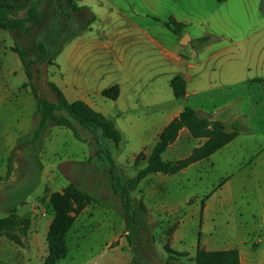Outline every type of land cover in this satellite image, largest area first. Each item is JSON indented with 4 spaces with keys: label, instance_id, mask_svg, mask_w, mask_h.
<instances>
[{
    "label": "crops",
    "instance_id": "0c3cea01",
    "mask_svg": "<svg viewBox=\"0 0 264 264\" xmlns=\"http://www.w3.org/2000/svg\"><path fill=\"white\" fill-rule=\"evenodd\" d=\"M74 1L95 19L57 53L52 82L68 101L82 100L112 120L118 145L127 148L124 156L147 157L160 131L186 105L242 126L224 146L178 171L200 183L193 170L208 165L217 171V183L205 193L198 223L180 224L169 236L170 248L187 254L169 264H195L198 244L205 250L236 248L240 264H264V110H246L243 102L252 81L264 83V0ZM207 34L215 39L199 44L197 38ZM175 75L185 81L179 98L169 83ZM114 86L115 97L103 94ZM203 141L182 127L161 157L183 158ZM0 160L2 176L6 159ZM6 200L0 187V217L14 207ZM31 232L30 221L27 237ZM32 235L39 236L34 230ZM145 255L143 263H157ZM27 259V247L0 235V264ZM166 259L167 252L159 263Z\"/></svg>",
    "mask_w": 264,
    "mask_h": 264
},
{
    "label": "rangeland",
    "instance_id": "374dc122",
    "mask_svg": "<svg viewBox=\"0 0 264 264\" xmlns=\"http://www.w3.org/2000/svg\"><path fill=\"white\" fill-rule=\"evenodd\" d=\"M28 5H33L41 16L36 23H26L32 28L28 35L31 39L44 29L52 3L50 0H29ZM19 14L22 15L23 11ZM51 33L53 31L46 32L45 37L48 39ZM31 70L39 94L54 101L56 93L50 85L56 77L53 63L37 62ZM25 81L22 64L14 52L12 36L0 28V159L11 158L13 166L9 176H0V182L3 181L0 187L6 194V202L10 200L11 206L18 209L17 217L27 219L29 224L31 221V235L33 230L39 235L35 240L31 235L23 240L21 246L28 249L27 264H44L46 224L56 212L51 198L60 194L70 182L86 190L91 200L82 203L79 212L71 210L67 213L72 216L66 233L67 254L55 264H112L113 261L119 262L117 264H136V252L131 248L136 238L134 241L126 238L125 213L119 197L110 188L109 163L99 150H95L93 134L76 124L83 138L79 140L69 128L51 126L37 156H31L26 147L16 143L19 136L29 131L35 112V98L27 87L22 86ZM245 95L247 97L243 102L246 110L251 106L250 109L262 113L264 83L252 81L245 89ZM221 116L225 117L224 114ZM108 143L124 178L133 176L138 168L145 165V154L139 153L138 157L130 158L123 155H128L127 148L112 141ZM165 157L163 159H179ZM207 167L204 172L193 170L194 175L202 178L200 183L194 177L184 179L178 172H157L144 177L131 190L133 202H141L145 207L142 223L138 225L139 238L135 242L140 250L141 264H148L141 261L144 250V257L152 254L151 260L160 264L166 254L164 244L169 243L172 231L180 224L198 223L205 193L217 183V171ZM246 168L240 171L241 175ZM10 262L6 260L4 264Z\"/></svg>",
    "mask_w": 264,
    "mask_h": 264
},
{
    "label": "trees",
    "instance_id": "16d2710c",
    "mask_svg": "<svg viewBox=\"0 0 264 264\" xmlns=\"http://www.w3.org/2000/svg\"><path fill=\"white\" fill-rule=\"evenodd\" d=\"M29 0H0V28L7 30L13 40L14 52L17 54L26 77L22 83L35 98V112L29 131L16 140L17 144L26 147L31 156H37L42 147L43 139L51 126L61 125L69 128L76 139L83 140L77 126L84 128L93 134L94 148L107 159L110 175V188L119 197L124 210L126 238L135 240L139 238V227L142 223V215L145 212L144 205L135 204L131 197V190L135 189L139 182L149 173L173 174L192 162L209 156L215 150L231 141L241 130L238 120L224 123L212 119L210 115H201L193 107L186 105L180 113L172 118L160 131L144 166L138 168L131 177L124 178L115 163L108 141L118 145L120 133L111 119L103 113L90 107L82 100L68 101L61 90L50 82L56 93V99L51 101L39 94L33 83L31 66L37 62L53 63V59L61 50L64 43L71 37L88 29L95 19V14L85 6L76 4L74 0H50L51 14L46 21L43 30H40L33 38H29L31 25L36 23L41 16L37 14L33 5H28ZM23 11V14L19 13ZM171 21L165 25L171 28ZM45 30V31H44ZM53 31L48 37L45 33ZM212 35H203L197 38L199 44H205L214 40ZM170 86L174 97H182L185 93V81L180 75L170 79ZM117 88L114 86L103 92L108 97H115ZM185 127L191 136L204 138V141L191 152L177 160H167L161 157V153L172 143L180 128ZM138 157V156H136ZM135 157V158H136ZM136 162V159H135ZM11 158L6 159V175L12 171ZM90 194L70 182L65 185L60 194L51 198L56 210L46 232L47 253L43 259L44 264H55L66 257V233L71 225L72 216L69 211L79 212L82 203L90 201ZM73 205H76L75 207ZM202 209V204L200 206ZM29 222L27 219H19L15 207L8 210V214L0 217V235L7 237L15 244L21 246L28 233ZM131 248L136 252L134 260L140 262V250L136 244ZM167 252L166 264L171 260L187 255L185 252L170 248L164 244ZM195 264H240L239 252L236 248L205 250L197 245L193 257Z\"/></svg>",
    "mask_w": 264,
    "mask_h": 264
}]
</instances>
